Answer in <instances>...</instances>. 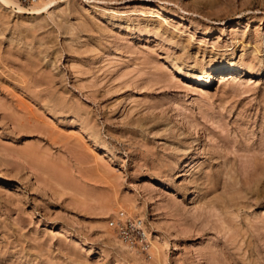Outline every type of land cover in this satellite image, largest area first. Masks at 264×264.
Instances as JSON below:
<instances>
[{
  "label": "rangeland",
  "instance_id": "374dc122",
  "mask_svg": "<svg viewBox=\"0 0 264 264\" xmlns=\"http://www.w3.org/2000/svg\"><path fill=\"white\" fill-rule=\"evenodd\" d=\"M40 1L0 0V264H264V0Z\"/></svg>",
  "mask_w": 264,
  "mask_h": 264
},
{
  "label": "built area",
  "instance_id": "2783aa9c",
  "mask_svg": "<svg viewBox=\"0 0 264 264\" xmlns=\"http://www.w3.org/2000/svg\"><path fill=\"white\" fill-rule=\"evenodd\" d=\"M33 2L35 0H32ZM109 225L115 227L119 236L132 245L147 246L149 241L143 223L138 218H131L124 210L118 212V218H110Z\"/></svg>",
  "mask_w": 264,
  "mask_h": 264
},
{
  "label": "bare ground",
  "instance_id": "6f19581e",
  "mask_svg": "<svg viewBox=\"0 0 264 264\" xmlns=\"http://www.w3.org/2000/svg\"><path fill=\"white\" fill-rule=\"evenodd\" d=\"M40 2H42L43 3V5L46 7V6H48L50 3H51V1H45V0H41ZM159 15H160V13H159ZM161 16V15H160ZM237 41V40H236ZM240 41V40H239ZM238 42V41H237ZM241 42V41H240ZM231 61V60H230ZM228 66H230L229 65V63L228 62H226V60L225 59H223L222 61H221V66L219 67V68H217L218 70L219 69H225V68H227ZM227 70V69H226ZM198 75H197V81H199V82H203V83H209L212 79H213V74H212V72H207V71H205L204 70V67H202L200 70H199V72L197 73ZM213 84V83H212ZM189 157V156H188ZM191 157V156H190ZM193 158V157H192ZM153 248H155L156 249V246L154 245V247ZM155 249H152V251H153V253L156 251Z\"/></svg>",
  "mask_w": 264,
  "mask_h": 264
}]
</instances>
